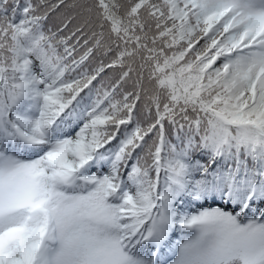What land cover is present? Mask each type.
<instances>
[{"label": "snow or ice", "instance_id": "1", "mask_svg": "<svg viewBox=\"0 0 264 264\" xmlns=\"http://www.w3.org/2000/svg\"><path fill=\"white\" fill-rule=\"evenodd\" d=\"M0 264H264V0H0Z\"/></svg>", "mask_w": 264, "mask_h": 264}]
</instances>
